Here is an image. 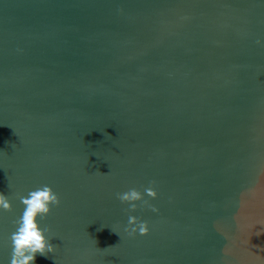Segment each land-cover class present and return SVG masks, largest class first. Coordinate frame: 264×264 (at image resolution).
I'll use <instances>...</instances> for the list:
<instances>
[{
	"label": "water",
	"instance_id": "1",
	"mask_svg": "<svg viewBox=\"0 0 264 264\" xmlns=\"http://www.w3.org/2000/svg\"><path fill=\"white\" fill-rule=\"evenodd\" d=\"M42 185L34 264H264V0H0V264Z\"/></svg>",
	"mask_w": 264,
	"mask_h": 264
},
{
	"label": "clouds",
	"instance_id": "2",
	"mask_svg": "<svg viewBox=\"0 0 264 264\" xmlns=\"http://www.w3.org/2000/svg\"><path fill=\"white\" fill-rule=\"evenodd\" d=\"M259 43V41H257ZM154 185L155 181H150ZM144 193L151 198H156L157 192L154 187L144 189ZM121 203H128L130 211L137 208L136 201L146 205L152 211H157L154 205L143 198V194L136 188H130L123 193H117ZM21 203L25 206L22 215L13 221L15 230L11 233V259L10 264H34L36 254L47 255L55 250V246L46 238L45 233L49 228H41L37 218L43 220L51 211V207L60 204V198L49 185H42L28 192L26 196H19ZM0 209L10 212L12 205L8 197L0 193ZM264 225V221H260ZM128 235L132 236L138 231L140 235H146L149 231L147 221H141L136 216H129L128 226L125 227ZM257 235L260 233L257 232ZM111 247V246H110Z\"/></svg>",
	"mask_w": 264,
	"mask_h": 264
}]
</instances>
